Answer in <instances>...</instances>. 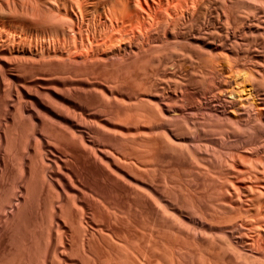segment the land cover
<instances>
[{
    "label": "rangeland",
    "instance_id": "rangeland-1",
    "mask_svg": "<svg viewBox=\"0 0 264 264\" xmlns=\"http://www.w3.org/2000/svg\"><path fill=\"white\" fill-rule=\"evenodd\" d=\"M146 1L141 0V4L149 16L154 13V20L143 9L142 23L146 21L143 27H147L141 34L144 38L131 32L127 35L125 28L122 33L128 37L117 33L125 40L120 36L115 38L114 34L117 43H113L114 40L112 43L116 49L122 48L120 52L102 49L96 52L94 48L100 46H97L100 35L90 33L88 35L94 38H88L86 34L84 37L88 36V41L93 39L90 44L96 53H91L92 48L91 52H81L80 43H87V38L72 40V44L79 46L80 53L90 54L87 57L78 53V56L74 54L69 58L53 52L49 57L47 53L38 52L40 57L34 60L5 62L1 60L3 57L0 59V263L160 264L161 260V264H190L200 252L208 264H245L247 261L254 264L256 261L236 243V237L243 230L238 233V229L233 236L230 225L233 218L232 222H235L244 218L247 210L250 209L251 215L255 210L241 190L238 189L242 196L236 192V188L253 182L238 179L235 175L237 169L261 168L264 163V119L262 117L259 122L257 107L250 108L258 97H264V1L225 0V3L224 0H200L195 6L189 3L190 7L182 4V8H173L176 9L174 13L172 10L166 12L164 4L159 7L165 0ZM154 1L160 4L153 5ZM146 3L151 5L149 9ZM159 9L166 14L169 11L176 14L171 16L169 12L165 15L159 11L163 18L164 15L168 17V22L162 18L160 23L157 22L158 27L149 22L148 17L156 22V16H161ZM178 14L180 19H174ZM169 15L177 21L176 25ZM44 20L41 24L47 27L53 24L50 18L47 21H51L49 26ZM253 23L260 24V28ZM233 35L237 38L232 39ZM102 39L104 42L105 38ZM86 43L83 47L90 46ZM128 44L129 47L125 46ZM45 45L48 46L38 44L36 51ZM235 45H240L238 51ZM223 47L226 50L221 49ZM50 49H53L51 45ZM241 56L246 58L243 60ZM232 77L238 79L237 83ZM241 86L246 91L242 96H246L249 90L254 91L253 97L260 94L256 99L252 97L247 103L249 108L245 105L236 116L229 113L230 106L225 102L230 98L229 89L238 92ZM248 112L249 117L256 118L246 116ZM245 128L248 132L244 131ZM256 142L261 146L257 147L258 150ZM233 157H236V164L232 163L234 166L230 165ZM240 161L244 164L240 165ZM253 185L264 193V181ZM53 212H57L55 217ZM49 219L53 220L50 224ZM58 238L62 239L59 241ZM237 247L241 250H236ZM94 251L99 253L98 256ZM187 251H193L192 260V253ZM24 258L29 259L24 261ZM200 258L197 257L198 263H201Z\"/></svg>",
    "mask_w": 264,
    "mask_h": 264
},
{
    "label": "bare ground",
    "instance_id": "bare-ground-1",
    "mask_svg": "<svg viewBox=\"0 0 264 264\" xmlns=\"http://www.w3.org/2000/svg\"><path fill=\"white\" fill-rule=\"evenodd\" d=\"M133 1V5L131 4V0H0V59L2 60V61H17L18 62V60H20V61H25V60H28V59H31V60H34V58L36 59L37 57H40V54H38V52L40 53L41 52V54L43 55V53H47V56L49 55V57L51 56L50 55V53L52 54V52H53V54H56L57 55V53L58 54H65L66 56H70L69 58H71V56H72V58H73V55L75 54V55H77L78 56V53L79 54H81L82 55V57H87V55H90V54H87L90 50H91V48H92V45L90 44L91 42H93L92 40L91 41H88V38H90L92 35L94 36V34H98V35H100V40L102 39V38H105L104 39V42H103V39H102V41H98V37L99 36H97V38L98 39H96V41H98V44H97V42L95 43V44H97V46L100 44V46H96L97 48H94L95 50H96V52H97V49H98V51L99 50H110V52H115V51H117V50H119L118 52H120L121 50L120 49H122L121 47H120V49H116V47H115V45H113V43H117L116 41H115V38H118V36H120V35H124V36H126V34L128 33V32H131L133 35H137V36H139V35H141L145 30H146V28L147 27H143V26H145L146 24V21H145V25L142 23L143 22V15H142V11H143V9H144V13H146V10H145V8H144V6H142V4H141V0H132ZM144 1H146V0H144ZM162 1V0H161ZM164 1V0H163ZM230 1V0H229ZM264 1V0H263ZM142 2H143V0H142ZM147 2V1H146ZM152 2H153V0H152ZM156 1H154V3H155ZM158 2H160L159 0H158ZM158 2H156L155 4L154 3H152L153 5H156ZM200 2V0H165L163 3H161L162 5H160L159 7L161 8L162 6H164V5H166L165 7L167 8V10H166V8L165 7H163L162 9H165L166 10V12L168 11V10H172L173 8H177V7H181L182 8V6H180V5H182L183 4V6L185 5V4H187V5H189V3L192 5V6H195V5H197L198 3ZM209 2V1H208ZM211 2V1H210ZM221 2V1H220ZM222 2H223V0H222ZM224 2H225V0H224ZM226 3V2H225ZM225 3H223V4H225ZM229 3H231V2H229ZM149 3H146L145 4V6H148V9L150 8L149 6H151V5H148ZM158 4H160V3H158ZM164 4V5H163ZM191 5H189V7L191 6ZM205 5V4H204ZM226 5V4H225ZM186 6V5H185ZM224 6V5H223ZM227 6V5H226ZM263 6H264V4H263ZM100 7V8H99ZM128 7V8H127ZM131 7V8H130ZM143 7V8H142ZM158 7V6H157ZM158 7V8H159ZM198 7V6H197ZM204 7V6H203ZM171 8V9H170ZM186 8V7H185ZM194 8V7H193ZM192 8V9H193ZM200 8H202V7H200ZM227 8V7H226ZM98 9V10H97ZM186 9H188V7L186 8ZM185 9V10H186ZM198 9V8H197ZM229 9V8H228ZM174 10H176V9H174ZM174 10H172V12L174 11ZM178 10V9H177ZM182 10V9H181ZM194 10V9H193ZM149 11V10H148ZM154 11V10H153ZM158 12L160 11H163V10H161V9H159V10H157ZM169 11V12H170ZM180 11V10H179ZM47 12H49L50 13V16L51 17H49V13H47ZM160 12L158 13V14H160ZM166 12L165 11H163V13H165V15H167L166 14ZM172 12H170L171 13V16H175V14H173ZM186 12H187V10H186ZM185 12V13H186ZM264 12V11H263ZM48 15H47V14ZM143 13V14H144ZM149 13H151V12H149ZM156 13V12H155ZM162 13V12H161ZM177 13H178V11H177ZM180 13V12H179ZM184 13V12H183ZM200 13H202V12H200ZM173 14V15H172ZM44 15H46L44 18H45V20H44V18L42 19V20H44V21H49L48 20V18H50V19H52V25H50L51 24V21H50V23L49 22H47V23H49L48 24V26L49 27H47V26H45V24L43 25V24H41V21L42 20H40ZM146 15H148L149 16V14L148 13H146ZM153 15V17H154V13L152 14ZM152 15H150L151 17H152ZM161 15V14H160ZM164 15V17L165 18H163V14L161 15V16H159V17H161V18H159V17H157L156 15V19L158 20H156V22L155 21H153L154 20V18H153V20H152V18H149L148 17V19H151V21L149 20V22H154L155 24H157V22H159V21H161L162 20V18L164 19V20H166L167 19V22H168V17L167 16H165ZM195 15V14H194ZM193 15V16H194ZM141 16H142V19H141ZM170 16V15H169ZM170 16V17H171ZM182 16H184V15H182ZM181 16V17H182ZM202 16V15H201ZM169 17V19H171V20H173V18L175 19V18H177V17H179V14H178V16L176 15V17H171L170 18ZM209 17V16H208ZM47 18V19H46ZM185 18V17H184ZM188 18V17H187ZM191 18V17H190ZM202 18V17H201ZM161 19V20H160ZM179 19H180V17H179ZM182 19V18H181ZM204 19H205V17H204ZM171 20H170V22H171ZM185 20V19H184ZM258 20H260V19H258ZM42 22V23H46V22ZM174 21V22H173ZM172 22L175 24V22H177V21H175V20H173ZM191 21V20H190ZM207 21H208V19H207ZM215 21V20H214ZM256 21H257V18H256ZM264 21V20H263ZM262 21V22H263ZM165 21H163V23H164ZM219 22V21H218ZM154 23H152V25L154 26V28H155V25H154ZM160 23V22H159ZM179 23V22H178ZM177 23V24H178ZM183 23H185V21L183 22ZM208 23V22H207ZM249 23H250V21H249ZM258 23V22H257ZM166 24V23H165ZM172 24V23H171ZM182 24V23H181ZM190 24V23H189ZM203 24V23H202ZM212 24V23H211ZM256 24V23H255ZM254 23L252 24V25H255ZM148 25V24H147ZM151 24H149V26L151 27L152 26ZM158 25V27H159V24H157ZM169 25V24H168ZM176 25V24H175ZM175 25H173V26H175ZM257 25V24H256ZM163 26V25H162ZM171 26V25H170ZM187 26H188V24H187ZM204 26V25H203ZM208 26V25H207ZM209 26H210V24H209ZM258 26V28H260L259 26H260V24L259 25H257ZM256 26V27H257ZM262 26V25H261ZM128 29H127V28ZM176 27V26H175ZM181 27V26H180ZM125 28V29H124ZM163 28H165V27H163ZM226 28V27H225ZM248 28V27H247ZM263 29H264V27H262ZM122 29H124V31L126 32V34L125 33H122V32H124ZM143 29H145V30H143ZM149 29V28H148ZM158 29V28H157ZM172 29H173V27H172ZM177 29V28H176ZM216 29V28H215ZM224 29V28H223ZM122 30V31H121ZM163 30H165V29H163ZM217 30V29H216ZM228 30V29H227ZM121 31V32H120ZM143 31V32H142ZM155 31V30H154ZM161 31V30H160ZM174 31V30H173ZM210 31V30H209ZM225 31H226V29H225ZM224 31V32H225ZM122 33V34H118V36H117V33ZM149 32H150V30H149ZM172 32V31H171ZM171 32H170V34H171ZM213 32V31H212ZM228 31H226V33H227ZM257 32V31H256ZM90 33H93L91 36L90 35H88V34H90ZM130 33V34H131ZM151 33V32H150ZM155 33V32H154ZM211 33V32H210ZM225 33V34H226ZM244 33V32H243ZM259 33V32H258ZM262 33V32H261ZM84 34H86V35H88V36H86L85 35V37H84ZM116 35V36H114L113 37V35ZM146 34H147V32H146ZM251 34V33H250ZM260 34V33H259ZM127 35H129V34H127ZM198 35V34H197ZM230 35V33H228V36ZM232 35V34H231ZM249 35V34H248ZM92 36V38H94ZM103 36V37H102ZM143 38H144V36L143 35H141ZM147 36V35H146ZM76 37H80V38H82V41H84V39L83 38H87V39H85L86 41H87V43H89V45L90 46H88L87 45V43H86V45L88 46V47H83L84 45H85V43L84 42H79L80 43V47H81V50H80V48H79V46H77V45H75V44H72L73 43V41L72 40H76L77 38ZM102 37V38H101ZM121 38H122V36H120ZM126 37H128V36H126ZM140 37V36H139ZM138 37V38H139ZM235 36L233 35V37H232V39L234 38ZM242 37V36H241ZM247 37V36H246ZM74 38H76V39H74ZM95 38H96V36H95ZM114 38V39H113ZM130 38H131V36H130ZM133 38H135V37H133ZM229 38V37H228ZM227 37H226V40L228 39ZM235 38H237V37H235ZM122 39H124V38H122ZM121 39V40H122ZM127 39H129V38H127ZM245 39V38H244ZM90 40V39H89ZM95 40V39H94ZM114 40V41H113ZM118 40V39H117ZM125 40V39H124ZM131 40V39H130ZM149 40V39H148ZM228 40H230V39H228ZM239 40H241V38L239 39ZM72 41V42H71ZM112 41H113V43H112ZM120 41V40H119ZM123 41V40H122ZM132 41V40H131ZM136 41V40H135ZM144 40H142V42H143ZM225 41V40H224ZM236 41V39H234V44L236 43L237 44V42H235ZM244 41V40H243ZM71 43V46H69L68 45V43ZM76 42V41H75ZM74 42V43H75ZM78 42V41H77ZM101 42V43H100ZM121 42V41H120ZM141 42V41H140ZM231 42H233V41H231ZM48 44V46L47 45H45V46H42L40 49L42 50V51H36L37 49H36V46H38V44ZM69 43V44H70ZM119 43V42H118ZM124 43H126V42H124ZM144 43V42H143ZM154 43V42H153ZM228 43V42H227ZM243 43V42H242ZM93 44V43H92ZM141 44V43H140ZM222 44V43H221ZM224 44H226V43H224ZM224 44H223V46H224ZM50 45L53 47V49H50ZM79 45V44H78ZM119 45V44H118ZM117 45V46H118ZM149 45V44H148ZM94 47H95V45H93ZM125 46H128L129 47V44L128 45H125ZM125 46H124V48H125ZM220 46H222V45H220ZM236 46V45H235ZM131 47V46H130ZM225 47V46H224ZM224 47L223 48H221V49H223V50H226V49H224ZM234 47V46H233ZM239 47H240V45H239ZM239 47H237L236 46V48H237V51H238V48ZM118 48V47H117ZM136 48H138V47H136ZM235 48V47H234ZM140 49V48H139ZM124 50V49H123ZM132 50V49H131ZM143 50H144V47H143ZM227 50H228V48H227ZM232 50V49H231ZM235 50V49H234ZM240 50V49H239ZM80 51L81 52H87V53H84V55L82 54V53H80ZM92 51V52H91ZM90 52L91 53H94L95 51H93V48H92V50H91ZM145 51V50H144ZM37 52V53H36ZM95 52V53H96ZM101 52V51H100ZM103 52V51H102ZM222 52V51H221ZM126 53V52H125ZM141 53H144V52H141ZM223 53V52H222ZM226 53V52H225ZM225 53L223 54V55H225ZM246 53V52H245ZM262 53H263V51H262ZM111 54V53H110ZM113 54V53H112ZM122 54V53H121ZM133 53H131L130 55H132ZM237 54V53H236ZM238 54H239V52H238ZM237 54V55H238ZM243 54V53H242ZM39 55V56H38ZM134 55H136V54H134ZM134 55H133V57H134ZM53 56V55H52ZM51 56V57H52ZM62 56V55H61ZM64 56V55H63ZM121 56V55H120ZM126 56V55H125ZM247 56V55H246ZM44 57H46V55L44 56ZM57 57V56H56ZM81 57V58H82ZM96 57V56H95ZM113 57H115V56H113ZM135 57H137V55L135 56ZM229 57V56H228ZM249 57V56H248ZM252 57V56H251ZM264 57V56H263ZM55 58V57H54ZM75 58V57H74ZM77 58V57H76ZM91 58V57H90ZM89 58V59H90ZM99 58V57H98ZM97 58V59H98ZM105 58H107V57H105ZM121 58V57H120ZM130 58H132V57H130ZM236 58H237V56H236ZM241 58H242V56H241ZM244 58H246V57H244ZM244 58H242L243 60H244ZM4 59V60H3ZM40 59V58H39ZM38 59V60H39ZM51 59H53V58H51ZM56 59H59V58H56ZM62 59V58H61ZM60 59V60H61ZM94 59V58H93ZM92 59V60H93ZM104 59V58H103ZM112 59V58H111ZM118 59V58H117ZM122 60L124 59V58H121ZM228 59V58H227ZM38 60H36V61H38ZM43 60V59H42ZM64 60V59H63ZM67 60V59H66ZM69 60V59H68ZM73 60H75V59H73ZM73 60H71V61H73ZM77 60V59H76ZM75 60V61H76ZM87 60H88V58H87ZM122 60H120V61H122ZM236 60V59H235ZM240 60V59H239ZM251 60V59H250ZM30 61V60H29ZM74 61V62H75ZM79 61H81V60H79ZM94 61H96V59L94 60ZM113 61V60H112ZM116 61V60H115ZM118 61V60H117ZM126 61V60H125ZM237 61H238V59H237ZM40 62V61H39ZM43 62V61H42ZM41 62V63H42ZM58 62H60V61H58ZM81 62H83V61H81ZM80 62V63H81ZM85 62H87V61H85ZM240 62H241V60H240ZM246 62V61H245ZM255 62V61H254ZM262 62H264V58H263V61ZM7 63H9V62H7ZM51 63V62H50ZM54 63V62H53ZM63 63H65L64 61H63ZM62 63V64H63ZM88 63V62H87ZM86 63V64H87ZM92 63H93V61H92ZM251 63V62H250ZM1 64V63H0ZM13 64V63H12ZM25 64V63H24ZM57 64V63H56ZM69 64V63H68ZM70 64H72V63H70ZM74 64V63H73ZM78 64V63H77ZM243 64V63H242ZM246 64V63H245ZM245 64L243 65V66H245ZM256 64H257V62H256ZM259 64V63H258ZM8 65V64H7ZM83 65V64H82ZM247 65H248V63H247ZM246 65V66H247ZM264 64H262V66H263ZM1 66V65H0ZM17 66V65H16ZM18 66H20V65H18ZM17 66V67H18ZM23 66V65H22ZM26 66V65H25ZM259 66H261V65H259ZM228 68V67H227ZM243 68V67H242ZM242 68H240V69H242ZM246 68V67H245ZM244 68V69H245ZM261 68V67H260ZM3 69V68H2ZM247 70H248V68H246ZM229 70V69H228ZM263 70V69H262ZM240 72H241V70H239ZM243 71V70H242ZM256 69H255V73H256ZM229 72H230V70H229ZM235 72V71H234ZM233 72V73H234ZM237 72H238V70H237ZM259 72V71H258ZM264 72V71H263ZM231 73H232V71H231ZM236 73V72H235ZM242 73V72H241ZM245 73V72H244ZM251 73H253V72H251ZM250 73V74H251ZM228 74V73H227ZM226 74V75H227ZM230 74V73H229ZM249 74V77H251V75ZM262 74V73H261ZM233 75V74H232ZM231 75V76H232ZM235 75V74H234ZM233 75V76H234ZM237 75V74H236ZM238 75H240V73L238 74ZM253 76V75H252ZM1 77H3V76H1ZM226 77V76H225ZM230 77V76H229ZM262 77V76H261ZM233 78V77H232ZM235 78V77H234ZM233 78V79H234ZM242 79V78H241ZM238 81V79H234V81ZM240 80V79H239ZM244 80V79H243ZM263 80V79H262ZM220 81V80H219ZM237 81H236V83H237ZM252 81H255V80H253L252 79ZM258 81V80H257ZM261 81V80H260ZM221 82V81H220ZM224 82H226V81H224ZM224 82H223V84H224ZM228 82V81H227ZM230 82V81H229ZM242 82V81H241ZM250 82V81H249ZM245 83V82H244ZM247 83V82H246ZM252 83V82H251ZM254 83V82H253ZM220 84V83H219ZM234 84V83H233ZM240 84V83H239ZM239 84H236V85H238L239 86ZM248 84V83H247ZM250 84V83H249ZM248 84V85H249ZM232 85V84H231ZM243 85V84H242ZM218 86V85H217ZM226 86V85H225ZM225 86H223L224 88H226ZM233 86H235V85H233ZM246 86V85H245ZM251 86H252V84H251ZM255 86V85H254ZM230 87V86H229ZM232 87V86H231ZM240 87V86H239ZM239 87H237V89L239 88ZM243 87H244V85H243ZM242 86H241V88H239V89H241V90H238V92H236V90L235 89H232L231 88V90L229 89V95H230V98H226V102L225 103H228L229 105H227V104H225V106L227 105V106H230V112L228 111V108H227V106H226V108H227V111L230 113V114H232V115H236V113H241V109L242 110H244L245 109V105H246V107L247 108H249V105H247V103L249 102V101H251L252 99H256V97L257 96H259V94L256 96V97H253L254 95H253V93H254V91H253V93H252V91H248L247 93H246V96H242L246 91H245V89H242L243 88ZM217 88V87H216ZM257 88H259L258 86H257ZM251 89H252V87H251ZM110 90V89H109ZM227 90V89H226ZM259 90V89H258ZM111 92V91H110ZM218 92H220V91H218ZM225 92V91H224ZM258 92V91H257ZM221 93H222V91H221ZM243 93V94H242ZM255 94H256V92H255ZM220 96V95H219ZM253 97V98H252ZM260 97H261V95H260ZM219 98V97H218ZM222 98V97H221ZM252 98V99H251ZM259 98V97H258ZM256 99V103L255 102H253V103H255L256 105H253V103H252V105H253V107H251L250 106V108L252 109V108H254L255 106L257 107V115H259V118H257L258 119V121L260 122L261 121V118L263 117V119H264V97H262V98H259V99ZM261 99V100H260ZM263 99V100H262ZM219 100V99H218ZM223 101V100H222ZM255 101V100H254ZM219 102V101H218ZM250 103V102H249ZM208 105V104H207ZM208 107V106H207ZM256 107L254 108V109H256ZM222 108V107H221ZM225 108V109H226ZM222 110V109H221ZM220 110V111H221ZM224 110V109H223ZM248 110H246V112H247ZM223 112V111H222ZM250 112V111H249ZM248 112V113H249ZM254 112V111H253ZM244 113H245V111H244ZM247 113V114H248ZM256 114V113H255ZM254 114V115H255ZM224 116H226V115H224ZM237 116V115H236ZM246 116H250V113L248 114V115H246ZM251 116H253V114L251 115ZM229 117V116H228ZM236 118H238V117H236ZM249 118H254V117H249ZM255 118H256V116H255ZM254 118V119H255ZM233 119L234 118H232V121H233ZM245 120V118H242L241 117V120ZM237 120V119H236ZM243 120V121H244ZM166 121V120H165ZM238 121L239 122H242V121H240L239 119H238ZM253 121V120H252ZM257 122V121H256ZM254 123H255V121H254ZM258 123V122H257ZM256 123V124H257ZM164 124H165V122H164ZM167 124H168V122H167ZM243 124V123H242ZM248 124V123H247ZM255 124V125H256ZM237 125H238V123H237ZM253 125V124H252ZM257 125H260V124H257ZM261 126V125H260ZM264 126V125H263ZM238 127H239V125H238ZM243 127V126H242ZM247 127V126H246ZM253 127V126H252ZM255 127V126H254ZM258 127V126H257ZM249 128V127H248ZM254 129V128H253ZM256 129V128H255ZM258 129H260V128H258ZM242 130H243V128H242ZM247 130H249V129H247ZM261 130V129H260ZM244 131H246V128H245V130ZM243 131V133H245ZM249 131H251V130H249ZM253 131V130H252ZM251 131V133H254V132H252ZM256 131V130H255ZM262 131V130H261ZM264 131V130H263ZM246 132H248V131H246ZM260 133V132H259ZM263 133V132H262ZM222 134V133H221ZM224 134V133H223ZM225 134H228V131H227V133H225ZM258 135V134H257ZM262 135V134H261ZM263 136V135H262ZM220 137V136H219ZM230 137V136H229ZM258 137V136H257ZM261 137V136H260ZM259 137V138H260ZM222 138V137H221ZM180 139V138H179ZM220 139V138H219ZM224 139H225V137H224ZM227 139V138H226ZM256 139H258V138H256ZM261 140V139H260ZM255 141V140H254ZM259 141V140H258ZM260 142V141H259ZM262 142V141H261ZM263 143V142H262ZM261 144V143H260ZM264 144H262V146H263ZM258 146H260L259 145V143L258 142H256L255 143V147H256V149H257V147ZM261 147V146H260ZM254 148V147H253ZM252 148V149H253ZM255 149V150H256ZM263 149V148H262ZM258 150V149H257ZM251 151V150H250ZM264 151V150H263ZM259 152V151H258ZM67 154V153H66ZM56 155V154H55ZM59 156V155H58ZM66 156V155H65ZM60 158V157H59ZM236 158V157H235ZM235 158L233 157L232 158V161L230 162L231 164L230 165H232V166H234L233 164H236L235 163ZM65 160V159H64ZM225 161V160H224ZM223 161V162H224ZM227 161V160H226ZM228 161H230V159L228 160ZM225 163V162H224ZM233 163V164H232ZM244 164V161H240V165H242V164ZM251 162H249V164H250ZM221 164H222V161H221ZM226 164V163H225ZM248 163H246V165H247ZM248 164V166H250ZM254 164V163H253ZM59 165V164H58ZM229 165V164H228ZM229 165V167H231ZM246 165H244V166H246ZM262 166H261V168H262V170H259V169H261V168H257V167H255V169L253 168V167H250V169H237V171H236V173L237 174H235V175H237L239 178L238 179H241L242 181L243 180H247V181H253L252 183L254 184V182H255V184L258 182H260V181H264V163H262L261 164ZM227 166V165H226ZM252 166V165H251ZM256 166V165H255ZM58 168V167H57ZM222 168V167H221ZM253 168V169H252ZM223 169H225V168H223ZM227 169V168H226ZM234 170V169H233ZM232 170V171H233ZM236 170V169H235ZM254 170V171H253ZM222 171H224V170H222ZM228 171H229V169H228ZM61 172V171H60ZM226 172V171H225ZM234 172V171H233ZM76 173V172H75ZM227 173V172H226ZM66 174V173H65ZM70 174V173H69ZM74 174V173H73ZM259 174H260V176H259ZM68 175V174H67ZM223 175V174H222ZM227 175V174H226ZM63 176H64V174H63ZM70 176V175H69ZM237 176H234V178H236L237 179ZM65 177V176H64ZM63 177V178H64ZM228 177V176H227ZM68 178H70V177H68ZM226 178V177H225ZM229 178V177H228ZM231 178V177H230ZM46 179V178H45ZM67 179V178H66ZM233 179V178H232ZM47 180V179H46ZM70 180V179H69ZM72 180V179H71ZM70 180V181H71ZM226 180H227V178H226ZM226 180H225V182H226ZM231 180V179H230ZM45 181V180H44ZM69 181V182H70ZM74 181V180H73ZM228 181V180H227ZM240 181V180H239ZM238 181V182H239ZM75 182V181H74ZM223 182H224V180H223ZM78 183H79V180H78ZM251 182L250 183H245L241 188H236V192L238 191V189L239 190H241V192L240 191H238L237 193H238V195H240V193H242L243 195H244V197L246 196L247 198L246 199H248V202H250V205L252 206V209L254 210L253 212H254V214H252L251 215V213H250V209L249 210H247L246 211V213H244L246 216L243 218H240V219H236L235 220V222H232V221H234V218H233V220H231V233H232V235L234 236L235 234L233 233V232H237V230H238V233H239V231H241V230H243V231H241L240 233H239V236H237L236 237V240H237V244L240 246L241 245V249H243L247 254H249L252 258H253V260L254 259H256V261L258 260V262H259V264H264V199L262 200L261 198L263 197L264 198V193L262 194V191H259V189L257 188H255V186H257V185H253ZM70 184V183H69ZM72 186H73V183L71 184ZM230 185H232L233 186V184L230 182ZM259 187H260V185H258ZM234 187V186H233ZM262 187H264V185L262 186ZM62 188V187H61ZM27 189V188H26ZM63 189V188H62ZM262 189V188H261ZM29 190V189H28ZM66 190V189H65ZM263 190V189H262ZM26 191V190H25ZM64 191V190H63ZM27 192V191H26ZM240 192V193H239ZM264 192V191H263ZM60 194V193H59ZM242 194L240 195V196H242ZM24 195V194H23ZM26 195V194H25ZM27 195H29V194H27ZM236 195V194H235ZM24 197V196H23ZM26 197V196H25ZM58 198H59V195L57 196ZM61 197V196H60ZM63 197V196H62ZM22 198V197H21ZM240 198V197H239ZM25 199H28V198H25ZM62 199V198H61ZM76 199V198H75ZM74 199V200H75ZM29 200V199H28ZM68 200V199H67ZM66 200V201H67ZM24 201V200H23ZM49 202H50V200H48ZM65 201V202H66ZM247 201V200H246ZM56 202V201H55ZM55 202H51V203H55ZM58 202V201H57ZM60 202V201H59ZM62 202V201H61ZM75 202V201H74ZM73 202V203H74ZM18 204H19V202H17ZM24 203V202H23ZM30 203V202H29ZM69 203V202H68ZM76 203V202H75ZM74 203V204H75ZM241 203V202H240ZM62 204V203H61ZM27 205V204H26ZM52 205V204H51ZM59 205V204H58ZM71 205H73V204H71ZM18 206V205H17ZM77 206V205H76ZM250 206V207H251ZM21 208H22V206H20ZM24 207H25V205H24ZM27 207V206H26ZM25 207V208H26ZM59 207L61 208V206L59 205ZM63 207V206H62ZM73 207V206H72ZM71 207V208H72ZM84 207V206H83ZM16 208V207H15ZM50 208H52V207H50ZM50 208H49V210H50ZM59 208V209H60ZM67 207H65V209H66ZM14 209V208H13ZM24 209V208H23ZM58 209V208H57ZM62 209V208H61ZM69 209V208H68ZM251 209V210H252ZM12 210V209H11ZM20 210V209H19ZM22 210V209H21ZM67 210V209H66ZM77 210V209H76ZM51 211H53V210H51ZM78 211V210H77ZM245 211V210H244ZM249 211V212H248ZM20 212V211H19ZM18 212V213H19ZM67 212H68V210H67ZM195 212V211H194ZM17 213V214H18ZM26 213V212H25ZM24 213V214H25ZM54 213V212H53ZM57 213V212H56ZM56 213H54V217H55V215H56ZM59 213H60V211H59ZM69 213V212H68ZM199 213V212H198ZM201 213V212H200ZM15 214V213H14ZM30 214V213H29ZM52 214V213H51ZM71 214V213H70ZM53 215V214H52ZM52 215H50L51 216V218H52ZM61 215V214H60ZM63 215H65L64 213H63ZM69 215V214H68ZM82 216H83V214H81ZM194 215H195V213H194ZM199 215V214H198ZM204 215V214H203ZM251 216L250 218H248L249 216ZM22 216V215H21ZM29 216V215H28ZM66 216H67V214H66ZM71 216V215H70ZM69 216V217H70ZM75 216V215H74ZM73 216V217H74ZM81 216V217H82ZM86 216V215H85ZM92 216H94V215H92ZM13 217V216H12ZM59 217V216H58ZM62 217V216H61ZM65 217V216H64ZM64 217H62L63 219H64ZM79 217V216H78ZM87 217H90V216H87ZM202 217H205V216H202ZM211 217V216H210ZM240 217H241V215H240ZM17 218V217H16ZM18 218H20L19 216H18ZM17 218V219H18ZM29 218V217H28ZM50 218V219H51ZM65 218H67L68 219V217H65ZM83 218V217H82ZM81 218V219H82ZM93 218V217H92ZM239 218V217H238ZM21 219H22V217H21ZM49 219V224L51 223V221H53V220H50ZM63 219H61V220H63ZM74 219V218H73ZM78 219V218H77ZM93 219H95V218H93ZM206 219V218H205ZM205 219H203V220H205ZM13 220V219H12ZM12 220H10V221H12ZM27 220V219H26ZM70 220V219H69ZM68 220V221H69ZM200 220V219H199ZM238 220V221H237ZM14 221V220H13ZM20 221V220H19ZM59 221H60V219H59ZM66 221V220H65ZM82 221H83V219H82ZM96 221V220H95ZM98 221V220H97ZM206 221V220H205ZM6 222V221H5ZM8 222V221H7ZM79 222V221H78ZM86 222V221H85ZM103 222V221H102ZM105 222V221H104ZM12 223V222H11ZM19 223V222H18ZM47 223V222H46ZM55 223V222H54ZM64 223V222H63ZM66 223H68V222H66ZM77 223V222H76ZM79 223H83V222H79ZM88 223V222H87ZM233 223V224H232ZM13 224H14V222H13ZM49 224H47V225H49ZM71 223L69 222V225H70ZM78 224V223H77ZM91 224H92V222H91ZM97 224V223H96ZM98 224H99V222H98ZM103 224V223H102ZM205 224V223H204ZM207 224V223H206ZM3 225V224H2ZM65 225V224H64ZM74 225V224H73ZM81 225V224H80ZM88 225V224H87ZM90 225V224H89ZM93 225V224H92ZM50 226H52V225H50ZM50 226L48 227V233H49V228H50ZM66 226V225H65ZM70 226H72V225H70ZM76 226V225H75ZM74 226V227H75ZM98 226V225H97ZM102 226V225H101ZM109 226V225H108ZM209 226H210V224H209ZM58 227V225L56 226V228ZM67 227V226H66ZM65 227V228H66ZM82 227V226H81ZM89 227H91V226H89ZM100 227V226H99ZM102 227H104V226H102ZM106 227V226H105ZM218 227V226H217ZM225 227V226H224ZM4 228H6V226L4 227ZM11 228V227H10ZM47 228V227H46ZM52 228V227H51ZM71 228H73V227H71ZM76 228V227H75ZM85 228H86V226H85ZM84 227H83V229H85ZM219 228H222V227H219ZM228 228V227H227ZM74 229V228H73ZM5 230V229H4ZM12 230V229H11ZM47 230V229H46ZM57 230V229H56ZM88 230V229H87ZM92 230V229H91ZM95 230V229H94ZM99 230V229H98ZM105 230V229H104ZM107 230V229H106ZM111 230V229H110ZM227 230V229H226ZM100 231H102V229L100 230ZM112 231V230H111ZM110 231V232H111ZM223 231V230H222ZM229 231V230H228ZM227 231V232H228ZM55 232V231H54ZM77 232H79V230H77ZM93 232V231H92ZM91 232V233H92ZM99 232V231H98ZM218 232H219V230H218ZM221 232V231H220ZM1 233V232H0ZM47 233V232H46ZM58 233V232H57ZM74 233V232H73ZM238 233H236V234H238ZM3 234V233H2ZM4 234H5V232H4ZM60 235H61V232L59 233ZM72 234V233H71ZM97 234H99V233H97ZM15 235H16V233H15ZM47 235V234H46ZM48 235H50V234H48ZM58 235V234H57ZM92 235V234H91ZM90 235V236H91ZM100 235V234H99ZM103 235H104V233H103ZM102 235V237L104 238V236ZM53 236H55L54 234H53ZM59 236V235H58ZM62 236V235H61ZM65 236V235H64ZM74 236H75V234H74ZM87 236V235H86ZM95 236H96V234H95ZM39 237V236H38ZM49 237V236H48ZM55 237H57V236H55ZM60 237V236H59ZM70 237H71V235H70ZM77 237V236H76ZM83 237H85L84 235H83ZM83 237H82V239H83ZM92 237V236H91ZM90 237V238H91ZM97 237V236H96ZM106 237V236H105ZM89 238V239H90ZM95 238V237H94ZM235 238V237H234ZM33 239V238H32ZM31 239V240H32ZM36 239H37V237H36ZM39 239V238H38ZM38 239H37V241H38ZM47 239V238H46ZM45 239V240H46ZM56 239V238H55ZM59 239V238H58ZM62 239V238H61ZM61 239H59V241L61 240ZM66 239V238H65ZM71 239V238H70ZM73 239V238H72ZM85 239V238H84ZM87 239V238H86ZM92 239H93V237H92ZM23 240V239H22ZM77 240V239H76ZM75 240V241H76ZM79 240V239H78ZM95 240H96V238H95ZM97 240H99L98 238H97ZM101 240H102V238H101ZM30 241V240H29ZM34 241V240H33ZM43 241H44V239H43ZM42 241V242H43ZM47 242L49 241V240H46ZM55 241H57V240H55ZM66 241V240H65ZM68 241H70V240H68ZM72 241V240H71ZM83 241V240H82ZM81 241V242H82ZM87 241V240H86ZM104 241V240H103ZM106 241V240H105ZM15 242V241H14ZM25 242V241H24ZM28 242V241H27ZM35 242V241H34ZM81 242L79 243V244H81ZM89 243H90V241H88ZM20 243H22V242H20ZM37 243V242H36ZM49 243H51V242H49ZM56 243H58V242H56ZM62 243V242H61ZM71 243V242H70ZM74 243H76V242H74ZM83 243V242H82ZM93 243V242H92ZM106 242H104V244H105ZM38 244H39V242H38ZM42 244V243H41ZM45 244V243H44ZM60 244V243H59ZM18 245V244H17ZM24 245V244H23ZM22 245V246H23ZM36 245V244H35ZM56 245V244H55ZM72 245V244H71ZM75 245V244H74ZM93 245V244H92ZM96 245V244H95ZM102 245V244H101ZM26 246V245H25ZM29 246V245H28ZM36 246H39V245H36ZM41 246V245H40ZM45 246H47V243H46V245ZM44 246V248L46 249V248H48V247H45ZM49 246V245H48ZM62 246H63V244H62ZM69 246V245H68ZM81 246H84L83 244H81ZM89 246V245H88ZM19 247V246H18ZM31 247V246H30ZM58 247V246H57ZM56 247V248H57ZM79 247V246H78ZM87 247V246H86ZM99 247V246H98ZM97 247V248H98ZM160 247V246H159ZM20 248V247H19ZM24 248V247H23ZM22 247H21V249H23ZM37 248V247H36ZM50 248V247H49ZM59 248V247H58ZM65 248V247H64ZM80 248H82V247H80ZM85 248V247H84ZM84 248H82V249H84ZM88 248V247H87ZM105 248H106V246H105ZM166 248H168V246L166 247ZM27 249V248H26ZM42 249V248H41ZM55 249V248H54ZM73 249V248H72ZM78 249V248H77ZM93 249V248H92ZM104 249V248H103ZM102 249V250H103ZM159 249V248H158ZM157 249V250H158ZM172 249V248H171ZM240 249V250H241ZM25 250V249H24ZM36 250V249H35ZM43 250V249H42ZM59 250V249H58ZM69 250H70V248H69ZM79 250V249H78ZM86 250V249H85ZM95 250H96V247H95ZM99 250V249H98ZM162 250H163V248H162ZM236 250H238V247L236 248ZM240 250H238V251H240ZM22 251V250H21ZM33 251V250H32ZM45 250H43V252H44ZM52 251V250H51ZM63 251V250H62ZM75 251H77V250H75ZM80 251V250H79ZM83 251V250H82ZM169 251V250H168ZM168 251H167V254H168ZM190 251V250H189ZM194 251V253H195V251H196V253L198 252L197 251V249H195V250H193ZM192 251V252H193ZM27 252H28V249H27ZM37 252H38V250H37ZM59 252H61V251H59ZM95 252V251H94ZM98 252H100V251H98ZM162 252V251H161ZM160 252V253H161ZM170 252V251H169ZM174 252V251H173ZM192 252H190V253H192ZM243 252V251H242ZM245 252H244V256H245ZM2 253H4V252H2ZM16 253V252H15ZM28 253H32V252H28ZM50 253V252H49ZM96 253V252H95ZM175 253V252H174ZM187 253H189L188 251H187ZM189 253V254H190ZM195 253V254H196ZM19 254V253H18ZM35 254V253H34ZM40 254H41V252H40ZM39 254V255H40ZM46 254V253H45ZM45 254H43V255H45ZM60 254H62V253H60ZM66 254V253H65ZM97 254H99V253H96V255ZM103 254V253H102ZM156 254H158V253H156ZM166 254V255H167ZM189 254H187V256L189 255ZM193 254V253H192ZM192 254H191V260H192V257H194V254H193V256H192ZM198 255H196V257H194V258H196L195 260L193 259V261H191L190 262V264L193 262L194 264H197L198 262H200V261H198L197 260V257H199L200 258V254H201V252H200V254L199 253H197ZM4 255V254H3ZM17 255V254H16ZM20 255H21V253H20ZM22 255H23V253H22ZM27 255V254H26ZM25 255V256H26ZM30 255V254H29ZM67 255H68V253H67ZM84 255H87V254H84ZM90 255V254H89ZM171 255V254H170ZM170 255H168V256H170ZM178 255V254H177ZM249 255H247L248 257H249ZM15 255H13V257H14ZM19 256V255H18ZM17 256V257H18ZM34 256V255H33ZM35 256H36V254H35ZM42 256V255H41ZM50 256V255H49ZM53 256V255H52ZM58 256V255H57ZM61 256V255H60ZM76 256V255H75ZM79 256V255H78ZM77 256V257H78ZM98 256V255H97ZM101 256V255H100ZM160 256H161V254H160ZM160 256H158V257H160ZM173 256H175V255H173ZM255 256H256V258H255ZM12 257V258H13ZM43 257V256H42ZM73 257V256H72ZM76 257V258H77ZM81 257V256H80ZM84 257V256H83ZM93 257V256H92ZM102 257H103V255H102ZM106 259H107V257L106 256H104ZM157 257V258H158ZM165 257V256H164ZM163 257V258H164ZM167 257V256H166ZM208 257H210V256H208ZM251 257H249L250 258V260H251ZM1 258V257H0ZM16 258V257H15ZM35 258V257H34ZM38 258V257H37ZM36 258V259H37ZM46 258V257H45ZM62 258V257H61ZM65 258V257H64ZM74 258V257H73ZM90 258V257H89ZM95 258H96V256H95ZM104 258V259H105ZM168 258V257H167ZM167 258H166V260H167ZM171 258V257H170ZM202 258V259H201ZM201 258H200V260H201V263H198V264H203L202 262H204V264H206L207 262H206V259L205 258H203V256H201ZM213 258V257H212ZM249 258H248V260H249ZM21 259H23V258H21ZM29 259V258H28ZM28 259L26 258H24V261L25 260H27L28 261ZM52 259V258H51ZM55 259H57L56 257H55ZM58 259H59V257H58ZM57 259V260H58ZM78 259V258H77ZM84 259V258H83ZM91 259V258H90ZM92 259H94V257L92 258ZM111 259V258H110ZM161 259V258H160ZM172 259V258H171ZM177 259H179V258H177ZM189 259V258H188ZM246 259H247V257H246ZM3 260V259H2ZM17 260V259H16ZM38 260H41L42 261V259H39L38 258ZM56 260V261H57ZM61 260V259H60ZM65 260V259H64ZM69 259H67V261H68ZM71 260V259H70ZM85 260V259H84ZM83 260V261H84ZM95 260V259H94ZM103 260V259H102ZM118 260V259H117ZM170 260V259H169ZM175 260V259H174ZM190 260V259H189ZM203 260V261H202ZM210 260V259H209ZM249 260V261H250ZM252 260V261H253ZM17 261H19V260H17ZM16 261V262H17ZM30 261V260H29ZM51 261V260H50ZM74 261V260H73ZM72 261V262H73ZM78 261H81V260H79L78 259ZM77 261V262H78ZM86 261V260H85ZM91 261V260H90ZM93 261V260H92ZM106 261V260H105ZM108 261H109V259H108ZM107 261V262H108ZM116 261V260H115ZM119 261V260H118ZM161 261V260H160ZM159 261V263L161 264L162 262H160ZM164 261V260H163ZM170 261H172V260H170ZM212 261V260H211ZM246 261V260H245ZM244 261V262H245ZM255 261V260H254ZM253 262L254 264H258V262ZM9 262V261H8ZM14 262H15V260H14ZM20 262V261H19ZM18 262V264H23V261H21L20 263ZM33 261H31V263H32ZM38 262H40V261H38ZM37 262V263H38ZM45 262V261H44ZM53 262V261H52ZM99 262V261H98ZM111 262H113V261H111ZM177 262H179V261H177ZM206 262V263H205ZM214 263L216 262V261H213ZM248 262V261H247ZM247 262H245V264L247 263ZM7 263V262H6ZM30 262H24V264H29ZM30 263V264H31ZM57 263V262H56ZM60 262L58 261V264H59ZM96 263H97V261H96ZM102 263H103V261H102ZM105 263V262H104ZM103 263V264H104ZM114 263V262H113ZM172 263H173V261H172ZM180 263V262H179ZM192 263V264H193ZM209 263H211V262H209ZM216 263H218V262H216ZM0 264H2V263H0ZM8 264V263H7ZM11 264H14V263H11ZM33 264V263H32ZM35 264V263H34ZM40 264V263H39ZM42 264V263H41ZM44 264H46V263H44ZM51 264V263H50ZM62 264H67V263H65V262H63L62 261ZM71 264V263H70ZM84 264V263H83ZM95 264V263H94ZM107 264H109V263H107ZM116 264H118V263H116ZM120 264V263H119ZM158 264V263H157ZM166 264V263H165ZM168 264V263H167ZM170 264H171V262H170ZM175 264H176V262H175ZM208 264V263H207ZM213 264V263H212ZM240 264H242V263H240ZM248 264H249V262H248ZM251 264H252V262H251Z\"/></svg>",
    "mask_w": 264,
    "mask_h": 264
}]
</instances>
